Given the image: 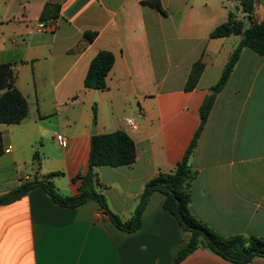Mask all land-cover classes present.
<instances>
[{
    "label": "crops",
    "instance_id": "obj_1",
    "mask_svg": "<svg viewBox=\"0 0 264 264\" xmlns=\"http://www.w3.org/2000/svg\"><path fill=\"white\" fill-rule=\"evenodd\" d=\"M148 1L0 0V64L10 63L14 87L28 103L24 120L0 124V194L60 172L50 178L58 193L76 195L80 181L73 179L88 168L93 127L96 134L124 131L134 142V163L94 172L96 191L125 222L140 207L146 182L181 161L198 129L199 107L239 42L210 33L229 14L243 15L237 0H157L160 9ZM45 5H55L57 14L41 20ZM253 17L264 22V0H254ZM38 21L55 28L37 30ZM85 32L95 37L88 41ZM99 51L111 52L114 63L93 101L95 90L83 80ZM197 61L203 71L185 91ZM189 165L196 171L192 215L221 235L264 236V56L241 50ZM163 201L152 192L139 227L124 232L95 200L63 207L31 188L0 206V264H171L187 235ZM179 264L228 263L196 249Z\"/></svg>",
    "mask_w": 264,
    "mask_h": 264
},
{
    "label": "trees",
    "instance_id": "obj_2",
    "mask_svg": "<svg viewBox=\"0 0 264 264\" xmlns=\"http://www.w3.org/2000/svg\"><path fill=\"white\" fill-rule=\"evenodd\" d=\"M238 9L242 13L241 19H236L229 14L225 23L217 26L210 33V38H223L230 35L238 36L237 47L230 54L224 65L218 81L210 88V94L202 101L199 107V126L192 140L185 150L183 158L169 172L159 171L152 179L146 182L141 194L140 207L136 209L134 216L125 222H121L113 214L104 199V196L96 191L95 168L108 166H130L136 158L135 146L132 139L124 131H115L108 134H95L90 137V150L88 168L83 175L78 174L73 181L79 180L78 192L74 196H62L58 193L51 177L61 175L60 172L50 173L43 180L25 182L8 193L0 194V206L10 204L34 187H40L58 205L74 208L88 200L98 203L102 214L107 216L112 224L124 232H132L139 227L140 213L147 198L152 192L164 195L163 209L168 212L187 238L184 245L178 251L171 264H179L196 249H204L220 257L228 264H246L256 258H264V236L248 235H221L198 220L190 211V185L196 177V171L189 165V159L195 151L200 133L207 121L208 115L214 103L216 95L224 87L232 72L240 52L247 48L259 56H264V22H256L253 17L254 0H237ZM147 3L160 9L157 0ZM55 5H45L41 20L47 16L57 14ZM55 12H50V11ZM50 13V14H49ZM249 27L245 29V25ZM84 37L91 41L95 33L85 32ZM114 63V57L109 51H99L89 63L83 80V86L87 90L103 91L106 89V78ZM201 61L195 62L189 72L185 91L196 87L198 79L203 71ZM14 77L10 70V63L0 64V124H18L27 117L28 103L24 96L14 87ZM96 107L93 105V121H95ZM1 153V137H0Z\"/></svg>",
    "mask_w": 264,
    "mask_h": 264
},
{
    "label": "built area",
    "instance_id": "obj_3",
    "mask_svg": "<svg viewBox=\"0 0 264 264\" xmlns=\"http://www.w3.org/2000/svg\"><path fill=\"white\" fill-rule=\"evenodd\" d=\"M46 27H49L51 30H54V28H55V24H54V22H52V21H48V22L38 21L37 24H36V29H37V30H43V29H45ZM125 123H126V125H127L128 127H132V125H133V122H132L131 119H126V120H125ZM56 141H57V143H58V145H59L60 147H64V145H65V141H64V139L62 138V136H60V135H56Z\"/></svg>",
    "mask_w": 264,
    "mask_h": 264
},
{
    "label": "water",
    "instance_id": "obj_4",
    "mask_svg": "<svg viewBox=\"0 0 264 264\" xmlns=\"http://www.w3.org/2000/svg\"><path fill=\"white\" fill-rule=\"evenodd\" d=\"M248 27H249V25L246 24L245 29H247ZM96 100H97V90H95L94 95H93V101H96ZM95 134H96V132H95V129L93 127V130L91 131V135H95Z\"/></svg>",
    "mask_w": 264,
    "mask_h": 264
},
{
    "label": "rangeland",
    "instance_id": "obj_5",
    "mask_svg": "<svg viewBox=\"0 0 264 264\" xmlns=\"http://www.w3.org/2000/svg\"><path fill=\"white\" fill-rule=\"evenodd\" d=\"M233 12L236 14L235 10H233ZM58 177H60V176H58Z\"/></svg>",
    "mask_w": 264,
    "mask_h": 264
}]
</instances>
